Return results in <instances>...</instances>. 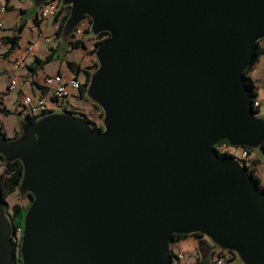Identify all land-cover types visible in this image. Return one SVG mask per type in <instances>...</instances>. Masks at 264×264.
<instances>
[{"label":"water","instance_id":"1","mask_svg":"<svg viewBox=\"0 0 264 264\" xmlns=\"http://www.w3.org/2000/svg\"><path fill=\"white\" fill-rule=\"evenodd\" d=\"M40 8L51 0H30ZM62 36L85 18L96 48L86 115L27 118L0 155L30 194L21 264H172L175 234H202L243 264H264V192L216 146L260 149L264 117L245 72L264 39V0H62ZM29 201V202H30ZM0 194V264H15ZM203 243V242H202Z\"/></svg>","mask_w":264,"mask_h":264},{"label":"crops","instance_id":"2","mask_svg":"<svg viewBox=\"0 0 264 264\" xmlns=\"http://www.w3.org/2000/svg\"><path fill=\"white\" fill-rule=\"evenodd\" d=\"M6 2L9 5L7 12L5 14L0 13V23L2 24L0 28V40L2 42L0 45V105L4 110H9L10 115H17L20 124L26 118L25 113H20V105L25 96L33 98L40 96L49 102L51 101L52 94L44 85L45 76L61 74L64 78H75L82 84L85 82L86 72L90 70L89 67L95 60L91 53L95 40L91 46L89 44L91 36H80L85 41L86 49H74L64 38L57 36L59 21L42 20L39 17V8L35 7L30 0H6ZM36 15L38 16V25L34 21ZM22 21L26 22V26L21 33L18 45L12 47L8 39L16 35L17 28ZM48 29L47 34L49 35L45 36L44 33ZM262 46L264 47L263 44ZM49 55L55 58L54 61L41 67L36 66L35 58L44 60ZM71 65L80 66L81 71L75 72ZM250 75L257 87L256 93L257 99L260 101V111L263 110L264 112V55L260 57ZM14 80L18 83L17 87L10 90L9 86ZM80 95V91L73 92L69 95V101L73 102L72 98H79L80 101H84V106L81 105L77 108L80 110L81 116L84 114L89 117L88 110L91 109L88 108V104L92 102L82 99ZM56 112L63 111L58 108L54 113ZM1 113L4 114L2 110ZM2 123L3 121L0 119L4 134L8 138H12L4 131ZM20 129H14V136L18 134ZM251 156L253 160L257 159L260 164L262 163V157L253 153ZM253 160L250 169L255 171L256 177L264 187V175L259 170L260 164L254 166ZM1 163L2 160L0 159V165ZM171 247L174 251L186 253L187 264H202L205 259L210 260L211 250L208 243L200 241L194 236H188L181 241L174 242Z\"/></svg>","mask_w":264,"mask_h":264},{"label":"built area","instance_id":"3","mask_svg":"<svg viewBox=\"0 0 264 264\" xmlns=\"http://www.w3.org/2000/svg\"><path fill=\"white\" fill-rule=\"evenodd\" d=\"M8 3L6 0H0V13L5 14L8 10ZM60 1L51 0L39 8V17L42 20L49 18H56L60 16ZM91 22L88 18L84 19L80 25L75 29L72 34L73 39H79L82 33L91 27ZM2 24L0 23V28ZM50 41V39H47ZM2 44L0 40V45ZM17 81H13L9 86L10 90H14L17 87ZM45 87L49 88L51 92V101L49 102L43 97H30L25 96L20 105V112L25 113V116L29 117H42L55 112L60 108L63 112H70L74 115L81 116L80 110L69 101V95L73 92H78L82 83L75 78H64L61 74L47 75L44 79ZM253 107L260 108V101L254 100ZM0 109H2L0 105ZM260 110V109H259ZM98 126V124H96ZM102 126V125H99ZM219 154H227L231 157L238 159L244 166L250 168L252 166L251 154L246 147H233L227 144L224 147H217ZM14 227V226H13ZM24 232L23 226L14 227L13 241L17 249L20 247ZM211 250V264H237L238 258L235 253L226 251L215 245L207 237L204 239ZM172 264H187V255L183 251H174Z\"/></svg>","mask_w":264,"mask_h":264},{"label":"trees","instance_id":"4","mask_svg":"<svg viewBox=\"0 0 264 264\" xmlns=\"http://www.w3.org/2000/svg\"><path fill=\"white\" fill-rule=\"evenodd\" d=\"M59 1H60V8H61L60 16L54 18V20L55 21H59V23H60L59 24L58 31H57V36L59 38H63V36H62L63 27H64L65 22L67 21L69 15H70L71 7L70 6H67V5H63L62 4V0H59ZM88 19L92 23L91 19L90 18H88ZM34 21H35V24L36 25L39 24L38 16L37 15L34 18ZM25 26H26V22L25 21H22L20 23L19 27L17 28L16 35L8 39V42L12 45V47H15L16 45H18V42L21 39V33L24 30ZM91 26H92V24H91ZM83 35H84V37L87 36V35H91L93 37V39L95 40L94 48L91 51V53L93 55L96 52V48L100 44H102L105 40H107L108 37H109V34L107 32H101L98 35H94L92 33V31H91V27L88 28V29H86L82 33L81 37ZM73 37L74 36L71 35L69 38L65 39L70 44V46L72 48H74V49L85 48L86 49V44H85V41L83 40V38L80 37L79 39H76L75 40V39H73ZM262 55H264V47L262 46L261 41H260L259 44H258V46H257V49H256V57L254 59V62L252 64V66L249 67L246 70V72H245V79H246V82H247V85H248L249 89L251 90V94H252V96L254 98L253 101L254 100H257V93H256L257 87L255 85V81L253 80V78L251 77L250 74L253 71L255 65L259 62V59H260V57ZM54 59L55 58H53L52 55H49L44 60H40L38 58H35L36 66L37 67H41L43 65H46V64L54 61ZM71 67L73 68V70L75 72L81 71L80 66H76L75 67L74 65H71ZM97 67H98V61H97V59H95L93 61L92 66L89 67L90 70H88L86 72L87 73V78H86L85 82L81 85V87L79 89L80 94H81L80 96H81L82 99L88 100V97H87V87H88V83H89V80H90V75L95 71V69ZM47 89L49 90V88H47ZM94 106L100 112V117L103 118L104 115H103V112H102L101 108L98 105H96V104H94ZM259 109L260 108H255L254 110H255L256 113H259V111H260ZM1 110L4 112L5 115H10L11 114V112L9 110H6V109L4 110L3 107H2V109H0V111ZM82 115H84V114H82ZM26 118L28 120L34 122L39 117H29V116H27ZM91 123L94 124V128L96 130L101 131V127H97L96 124L94 122H92V121H91ZM20 134H21V129H20V131L18 132V134L14 138H17L18 136H20ZM217 147H218V145H217ZM247 149L249 150L250 154L252 155L254 149H251V148H247ZM260 150L264 153V145L260 148ZM216 151H217V148H216ZM219 155H221V156H230V155H227V154H225V155L224 154H219ZM0 159L2 160V166H3V169L0 170V194H1L2 201L4 202V204L6 206V210H7L9 208V203H8L9 196H11L14 193L19 192L18 188H19V185H20V183L22 181V178H23L24 168H23L22 162L19 161V160L12 161V162H5L4 159H3V157L1 155H0ZM252 160H253V158H251V162H252ZM253 164H254V166L255 165H258V164H260V161L257 160V159H254L253 160ZM246 168L251 173L254 174L255 178L259 182V185H260L261 189L264 192V187L261 185L260 180L256 177L255 171L253 169L248 168V167H246ZM27 196L29 198H31V195L30 194H28ZM30 204H31V201L28 203V205L26 206V208H23L19 204H15V205H13L11 207V212L9 213V219H10L11 224L14 227L24 226V213L27 211V209L30 206ZM188 236H194L197 239H202L204 237V235L199 234V233L192 234V235L175 234L172 237V241H173V243L174 242H177V241H181V240L187 238ZM171 254L174 256V250L172 248H171ZM211 255H210V260L208 261V260L205 259L202 262V264H211V260H212V256ZM237 258H238V256H237ZM15 264H21V255H20L19 249H17V251H16ZM241 264H243V263H241Z\"/></svg>","mask_w":264,"mask_h":264},{"label":"rangeland","instance_id":"5","mask_svg":"<svg viewBox=\"0 0 264 264\" xmlns=\"http://www.w3.org/2000/svg\"><path fill=\"white\" fill-rule=\"evenodd\" d=\"M48 20L50 22H52L54 20V18H49ZM48 32H49V29L47 31H45L44 35L45 36L49 35V34H47ZM88 36H91V35H87V37ZM91 38H90L91 41L89 42V44H91V46H92V44L94 43V41H93L94 39H93L92 36H91ZM261 44L264 45V39L261 40ZM94 58L96 59L95 54H94ZM261 75H262V73H261ZM71 100L73 101L71 103L73 105H75L76 107L85 104V102L84 101H80L79 98L78 99L77 98L76 99L72 98ZM88 105H89L88 108L91 109L90 111L88 110L89 119L92 122H94L95 124L102 125V118L100 117V112L95 108L93 102L88 104ZM257 115L259 117L263 118L264 117L263 110L259 111V113ZM0 119L3 121L2 124H3L4 131L6 132V134L9 137H12V138L15 137L14 136V129L15 128H17V129L20 128L18 116L17 115L5 116L4 114L1 113L0 114ZM253 154H256V155L262 157V163L259 166V170L261 171V174L264 175V153L260 149H254ZM2 169H3V166H2V163H1L0 170H2ZM27 195L28 194H21L20 192H17V193L12 194L11 196H9V198H8L9 208L7 209L8 216H9V213L11 212V207L13 205H15V204H19L23 208H26V206L28 205V203L30 201V198ZM25 214H26V212L24 213V217H25ZM199 240L202 241L203 238L199 239ZM238 262H239V264L242 263V262H240L239 258H238Z\"/></svg>","mask_w":264,"mask_h":264},{"label":"flooded vegetation","instance_id":"6","mask_svg":"<svg viewBox=\"0 0 264 264\" xmlns=\"http://www.w3.org/2000/svg\"><path fill=\"white\" fill-rule=\"evenodd\" d=\"M97 127H102V126H99V125H98ZM227 144H228V143H227L226 141H223V142L219 143L218 146H219V147H224V146H226ZM27 194H28V193H27ZM204 239H205V236L203 237V241H205Z\"/></svg>","mask_w":264,"mask_h":264},{"label":"bare ground","instance_id":"7","mask_svg":"<svg viewBox=\"0 0 264 264\" xmlns=\"http://www.w3.org/2000/svg\"><path fill=\"white\" fill-rule=\"evenodd\" d=\"M22 196V195H21Z\"/></svg>","mask_w":264,"mask_h":264}]
</instances>
